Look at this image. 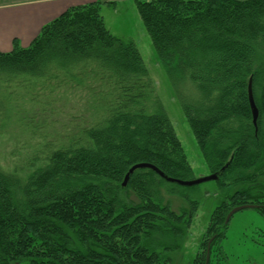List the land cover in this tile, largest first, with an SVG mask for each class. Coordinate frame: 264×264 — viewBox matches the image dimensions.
I'll return each mask as SVG.
<instances>
[{
  "label": "trees",
  "instance_id": "16d2710c",
  "mask_svg": "<svg viewBox=\"0 0 264 264\" xmlns=\"http://www.w3.org/2000/svg\"><path fill=\"white\" fill-rule=\"evenodd\" d=\"M102 4L72 6L29 45L14 39L10 51L0 49V113L14 106L12 87L34 101L36 87L52 94L72 82L91 90L97 117L41 141L26 167L0 164V264H172L145 241L167 235L175 250L191 225L198 201L181 212L165 201L163 189L176 182L143 167L123 184L138 162L182 179L193 167L138 44L111 31ZM137 7L175 86L194 87L183 107L219 175L223 198L191 262L206 264L210 243V264L214 252L224 254L233 207L257 204L264 217V0H137Z\"/></svg>",
  "mask_w": 264,
  "mask_h": 264
},
{
  "label": "rangeland",
  "instance_id": "374dc122",
  "mask_svg": "<svg viewBox=\"0 0 264 264\" xmlns=\"http://www.w3.org/2000/svg\"><path fill=\"white\" fill-rule=\"evenodd\" d=\"M102 14L113 33L133 38L142 53L149 74L155 83V96L163 103L176 133L180 138L185 153L193 167V173L185 179H195L209 175L203 153L196 136L189 124L182 99L193 94V85L180 82L176 87L172 78L160 61L156 47L149 35L140 12L137 0H117L115 4H104ZM68 83L62 90L52 94L45 87H36L30 95L18 88L11 89L13 107L8 113H0V164L5 168L26 167L28 156L40 148L43 140L54 141L59 135L76 131L79 126L89 124L95 118L91 90L88 88H70ZM46 95L55 98L48 101ZM36 100V101H35ZM95 109V108H94ZM3 113V114H2ZM36 130H33V129ZM163 189L165 201L170 202L177 212L193 209L192 202L198 201L192 216V222L178 248L170 250L173 245L167 235L155 234L147 239L148 246L157 251H165L173 258L172 264H191L197 252L201 251V239L210 224L215 207L223 198L218 190L217 180L204 181L186 185L176 183ZM172 238V237H171ZM203 250V249H202ZM219 251V249H217ZM223 252L220 256L213 253L210 264H264V217L255 208L237 211L229 221L227 237L223 241ZM19 264H29L23 261ZM209 264V262H208Z\"/></svg>",
  "mask_w": 264,
  "mask_h": 264
},
{
  "label": "crops",
  "instance_id": "0c3cea01",
  "mask_svg": "<svg viewBox=\"0 0 264 264\" xmlns=\"http://www.w3.org/2000/svg\"><path fill=\"white\" fill-rule=\"evenodd\" d=\"M95 1H103V7L117 0H0V49L10 51L14 39L29 45L45 23L72 6Z\"/></svg>",
  "mask_w": 264,
  "mask_h": 264
},
{
  "label": "water",
  "instance_id": "95a60500",
  "mask_svg": "<svg viewBox=\"0 0 264 264\" xmlns=\"http://www.w3.org/2000/svg\"><path fill=\"white\" fill-rule=\"evenodd\" d=\"M249 100H250V104H251L252 112H253V121H254V124L257 125V121H258V117H259V108H258V106L256 104L255 97H254L253 86H252V78L250 79V82H249ZM143 167L152 168L153 170L157 171V173H159L160 176L166 178L169 181L176 182V183H179V184L193 185V184H198V183H201V182H204V181L216 180V179L219 178L218 173H210L209 175H206V176H203V177H199V178H195V179H182V178L172 177V176L167 175L164 171L159 169L155 164H153L151 162H138V163H135L134 165L131 166V168L129 169V171L127 172V174L125 176V180H124L123 184L124 185L127 184L130 175L137 168H143ZM223 169H224V167H223ZM257 206H258L257 204H253V203H244V204H240V205H237V206L233 207L231 209V211L227 215L226 222H229V220L232 218V216L237 211L245 209V208H254V207H257ZM209 259H210V243H209V246H208V254H207L206 264H208ZM14 264H19V263L16 262Z\"/></svg>",
  "mask_w": 264,
  "mask_h": 264
}]
</instances>
